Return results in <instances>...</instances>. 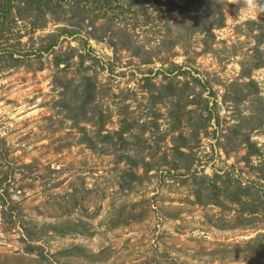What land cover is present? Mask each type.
Listing matches in <instances>:
<instances>
[{"label":"rangeland","instance_id":"rangeland-1","mask_svg":"<svg viewBox=\"0 0 264 264\" xmlns=\"http://www.w3.org/2000/svg\"><path fill=\"white\" fill-rule=\"evenodd\" d=\"M86 3L58 18L78 33L0 71V139L29 165L12 197L39 237L26 252L0 217V264H264V0ZM46 19L0 46L46 45ZM232 176L258 213L214 198Z\"/></svg>","mask_w":264,"mask_h":264},{"label":"trees","instance_id":"trees-1","mask_svg":"<svg viewBox=\"0 0 264 264\" xmlns=\"http://www.w3.org/2000/svg\"><path fill=\"white\" fill-rule=\"evenodd\" d=\"M87 2L91 0H0V34L5 30L8 24H13L17 26L19 23L25 34L34 33L37 30H42L45 28L47 19L46 15L56 16L57 22H63V26L57 27L54 33L47 34L46 40L48 41L46 45L41 46L38 49H33L32 47L26 48L25 43H23V49H19L22 45L21 38L24 36L23 33L17 31L14 34V43L7 46H0V71L4 69H9L13 67L22 66L25 60L31 53H42L52 51L57 45L59 36L61 35H73L78 33V26L76 23L64 22L58 19L63 13L69 11L74 15L77 12L82 13L86 11ZM63 4L66 10H63ZM141 4V2H140ZM80 19L79 21H81ZM77 21V22H79ZM94 28L95 23L89 21L88 23ZM11 32V29H10ZM64 62L60 58L55 59V65H59ZM11 149L9 146L0 139V217L9 225H18L22 231V240L27 244L25 250L30 252L33 247L32 240H37L39 237L36 236L34 230L35 226H32L28 220L23 218V214L18 201L14 200L12 195L14 193V182L15 175L21 171H26L28 169V164L16 165L10 159ZM210 183V189L217 191L214 198H219L220 193L225 190V197L229 202L239 205L243 212H248V214L258 213L260 210L259 205H256L252 197L253 194L257 192V189L251 193L250 186H243L239 180L236 178L229 177L225 180V185L219 187L214 179L208 180L207 184ZM254 186V183L252 184ZM209 189V185H207ZM232 187V190L229 188ZM228 190V193L226 192ZM211 192V191H210ZM230 193V194H229ZM260 204L264 206V191H262ZM229 194V195H228ZM217 205H222L223 201L216 199ZM247 206V209H244ZM264 209V207H262ZM246 210V211H244ZM53 230H58L56 226L51 227ZM62 234H66L67 231L62 230Z\"/></svg>","mask_w":264,"mask_h":264},{"label":"clouds","instance_id":"clouds-1","mask_svg":"<svg viewBox=\"0 0 264 264\" xmlns=\"http://www.w3.org/2000/svg\"><path fill=\"white\" fill-rule=\"evenodd\" d=\"M249 6H250V4H249Z\"/></svg>","mask_w":264,"mask_h":264}]
</instances>
